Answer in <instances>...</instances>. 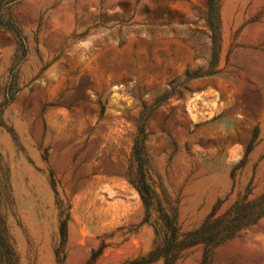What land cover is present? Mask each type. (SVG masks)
Wrapping results in <instances>:
<instances>
[{
	"label": "rangeland",
	"instance_id": "rangeland-1",
	"mask_svg": "<svg viewBox=\"0 0 264 264\" xmlns=\"http://www.w3.org/2000/svg\"><path fill=\"white\" fill-rule=\"evenodd\" d=\"M260 204L264 0H0V264H264Z\"/></svg>",
	"mask_w": 264,
	"mask_h": 264
},
{
	"label": "trees",
	"instance_id": "trees-1",
	"mask_svg": "<svg viewBox=\"0 0 264 264\" xmlns=\"http://www.w3.org/2000/svg\"><path fill=\"white\" fill-rule=\"evenodd\" d=\"M207 5L209 7L210 11H213V7H214V0H206ZM209 23H210V27L212 29V32H214V27L212 24V19L210 21L209 19ZM136 189L140 195L141 200L143 201L144 205L147 206L151 199H152V192L149 190L146 182H145V177L144 175L142 176V180L139 186H136ZM249 218L250 219H240L239 221L235 220V221H229L228 224L225 225V227H223V234H226V238H232L235 236V234L237 232H239L240 230L249 227L252 224L257 223L260 219H262L264 217V204H260L258 206H256L254 209H252V212L249 214ZM246 222V224L244 223Z\"/></svg>",
	"mask_w": 264,
	"mask_h": 264
}]
</instances>
